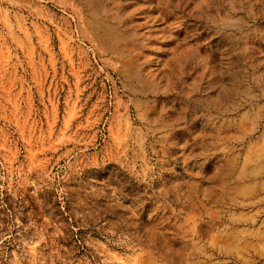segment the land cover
I'll return each instance as SVG.
<instances>
[{
  "label": "rangeland",
  "instance_id": "1",
  "mask_svg": "<svg viewBox=\"0 0 264 264\" xmlns=\"http://www.w3.org/2000/svg\"><path fill=\"white\" fill-rule=\"evenodd\" d=\"M0 264H264V0H0Z\"/></svg>",
  "mask_w": 264,
  "mask_h": 264
}]
</instances>
